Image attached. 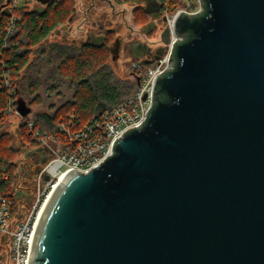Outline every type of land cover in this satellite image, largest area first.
I'll use <instances>...</instances> for the list:
<instances>
[{
    "label": "water",
    "instance_id": "1",
    "mask_svg": "<svg viewBox=\"0 0 264 264\" xmlns=\"http://www.w3.org/2000/svg\"><path fill=\"white\" fill-rule=\"evenodd\" d=\"M201 6L176 16L143 125L54 189L28 264H264V0Z\"/></svg>",
    "mask_w": 264,
    "mask_h": 264
},
{
    "label": "trees",
    "instance_id": "2",
    "mask_svg": "<svg viewBox=\"0 0 264 264\" xmlns=\"http://www.w3.org/2000/svg\"><path fill=\"white\" fill-rule=\"evenodd\" d=\"M117 3L134 4L133 19L135 24L145 23L146 14L142 8L144 0H116ZM163 10L173 14L184 4L181 0L163 2ZM14 26L11 27L10 16L0 15V132L11 118L8 113L9 90L4 80L10 81L13 90V102L24 99L25 94L33 96L30 108L42 104L41 92L50 98L52 95L63 96V89L72 90V98L63 104L51 107L49 113H31L19 124L18 137L25 148H39L32 138L25 121L34 123V131L42 137H53L64 146H69L65 126L70 133L77 132L85 125L96 122L106 111L112 110L131 98L137 84H128L118 79L109 68L110 51L107 43L101 49L81 46H55L42 49L36 61L31 62L35 49L42 46L48 37L60 26L72 24L77 20L74 0H55L43 11H33L28 5L13 10ZM10 136L0 133V197L14 201L13 213L23 212L28 205L21 206L15 200L16 185L24 174L32 187L31 197L35 191L36 172L28 170L20 176L16 157L19 151L10 145ZM40 168V167H39ZM8 179L3 178V174ZM23 194V192H20ZM0 245V256L4 255Z\"/></svg>",
    "mask_w": 264,
    "mask_h": 264
},
{
    "label": "built area",
    "instance_id": "3",
    "mask_svg": "<svg viewBox=\"0 0 264 264\" xmlns=\"http://www.w3.org/2000/svg\"><path fill=\"white\" fill-rule=\"evenodd\" d=\"M157 1L161 4L162 15L169 31V39L163 53L151 64L147 65L139 60L131 63L132 76L137 84V90L131 98L114 109L106 111L96 122L85 125L73 134L65 126H62V132L66 135L69 146H64L53 137L40 136L38 132L34 131V123L31 120L25 121L32 138L40 147L49 152V158L41 166L40 171L36 172L35 191L25 211L14 214L13 199L0 197V245L12 264H28L31 242L39 217L49 197L63 177L71 170L87 173L100 165L113 154L112 147L116 140L120 139L130 129L141 127L147 119L152 106L154 81L168 68L170 55L175 42L178 40L173 29L176 16L182 12L194 15L202 11L201 0L188 1L173 14H168L163 10L162 4L167 0ZM181 1L184 4L186 0ZM31 2L35 1L9 0L6 8L0 9V15L5 9L9 11L8 16H10L11 22L9 32L13 31L15 22L13 10H18L24 5H28L30 8ZM3 3H6V0ZM4 85L8 88L10 96L8 113L19 117L21 123L26 117H21L17 110V101L13 102V90L10 81L5 79ZM56 147H60V149L56 150ZM46 176H49V180L45 179ZM3 178L7 180L8 176L4 173ZM14 191L15 200L23 206L24 203L20 201L18 191L16 189Z\"/></svg>",
    "mask_w": 264,
    "mask_h": 264
},
{
    "label": "flooded vegetation",
    "instance_id": "4",
    "mask_svg": "<svg viewBox=\"0 0 264 264\" xmlns=\"http://www.w3.org/2000/svg\"><path fill=\"white\" fill-rule=\"evenodd\" d=\"M74 1L76 3V13L78 20L77 1ZM82 1H84V3L82 2L83 9L81 10L80 6L78 8L80 9L82 16H87L85 17L84 24L86 25V27H89V29H83L82 31H80V34H86L84 39L81 42L77 40L68 41V37L64 34L62 35V38L65 40L63 41V43H59V46L76 47V43H81L80 47L89 46L101 49L106 46L107 43H110L108 48L112 61H118L122 57L128 60H139L145 63L148 61L156 60L163 53L168 37L165 18L162 15V8L156 17H154L153 15H148L145 12V8L147 7V0H144L142 8L146 14L147 20L145 23L137 25L134 23L133 19V10L136 8V6L134 4H131L134 5V9L130 13L134 29H130L129 34L123 36L118 32L117 27H110L106 22L104 27L100 24V21L109 17V14L114 12L116 5L127 3L120 4L117 3L116 0ZM155 1L161 6V4L157 0ZM92 15L95 17H93ZM77 20L72 24H65L60 26L54 33L58 35L61 28L70 27L71 31H73V26L75 25ZM81 27L82 24L78 28ZM77 31L76 29L74 30V32ZM99 37H103V40H100ZM111 49L115 51L114 55H112ZM31 149H28L25 158L29 162L32 161V163H26L24 165H29V167H27L25 171H33L35 168L41 167L45 157L43 154H38V152H36L35 154H31ZM20 167L21 171H24V167ZM25 176L26 175L24 174L16 185L18 197L20 201H22V203L29 202L32 193L31 184L29 182H26L27 178H25ZM20 192H23V194H20Z\"/></svg>",
    "mask_w": 264,
    "mask_h": 264
},
{
    "label": "rangeland",
    "instance_id": "5",
    "mask_svg": "<svg viewBox=\"0 0 264 264\" xmlns=\"http://www.w3.org/2000/svg\"><path fill=\"white\" fill-rule=\"evenodd\" d=\"M188 1L193 2V0H186V1H184V5ZM40 7H44V6H41L37 2H31V4H30V9L33 11L40 8ZM82 7L83 6L81 4L80 5L81 10L83 9ZM133 9H134V5H131V4L116 5L114 12L109 14V17H107L105 19V22L107 24H109L110 27H117L118 32L121 33L123 36H125V35L129 34V30L134 27L132 24V18L130 16V13ZM137 25H139V24H137ZM85 35H86L85 33L80 34L75 39H78L77 41L81 42L84 39ZM64 40L65 39H63L62 37L57 36L55 33H52L42 46H40L38 49L37 48L35 49L34 54L31 57V62L36 61V63H38L39 60H37V59H38L39 53H40V51H42V49L48 50L52 47L59 45V43H63ZM80 44L81 43H76L75 44L76 48H79ZM133 61H135V60H128V59H125L122 57L118 61H112L111 56H110L108 65H109V68L112 70V72L114 73V75L118 79H120V80H122L128 84H133L135 81L133 79L131 68H130L131 63ZM63 94H64L63 96L52 95L50 98H48L46 96V94L44 93V91L41 92L40 95L42 96V104L41 105L37 104V105H34L33 107L31 106V108H32L31 115L34 116L36 113H49L51 111V107L59 106V105L63 104L65 101L71 99L73 91L67 90L65 87L63 89ZM32 99H33V96L25 94V97L23 100H25L27 106L30 107L29 102ZM20 121L21 120L19 117L12 116L9 119V121L6 123V125L4 126L2 132L7 133L8 136H10V139H11L10 145L12 146V148H14V150H16V151L21 152L16 157L17 165H18V167L23 166L24 167L23 170H26V168L29 167V165L28 166L27 165L24 166V165L26 163H32V161L29 162L28 160H26L25 155H26V152L28 151V148H25V146L22 145V143L18 137V135H19L18 134V127H19ZM2 132H0V133H2ZM35 149H37V148H33L31 150L33 151ZM55 149L59 150L60 147H56ZM46 152H47L48 157H49V152L47 150H46ZM38 154H42V153H38ZM20 168L18 170L19 175L21 173L23 174V172H24V171H21ZM40 168L37 167L34 169V171L37 172V170ZM20 179L21 178H19V180ZM24 204L29 206L30 202H24ZM1 257H2V259H0V264H12L10 262L8 255H6V253L4 255H1L0 258Z\"/></svg>",
    "mask_w": 264,
    "mask_h": 264
},
{
    "label": "crops",
    "instance_id": "6",
    "mask_svg": "<svg viewBox=\"0 0 264 264\" xmlns=\"http://www.w3.org/2000/svg\"><path fill=\"white\" fill-rule=\"evenodd\" d=\"M77 1V11H78V20H77V22L75 23V25L73 26V29L75 30L76 29V31H77V29H78V31L77 32H74V30L73 31H71V27L70 28H61V30H60V33L57 35V36H60V37H62V35H66L67 37H68V41H70V40H78V39H75V38H77L78 37V35H80V31H82L83 29H89V27L87 26L86 27V25L84 24V21H85V17H87V16H82V14H81V11H80V9L78 8L81 4H83L84 3V1H80V0H76ZM83 2V3H82ZM42 6V5H41ZM47 6H44V7H40V8H38V9H36V10H34V11H43V10H45V8H46ZM93 16V15H92ZM93 17H95V16H93ZM82 24V27L81 28H78V27H80V25ZM100 24L102 25V26H104L105 27V19L104 20H101L100 21ZM66 30V31H65ZM95 32V31H94ZM79 33V34H78ZM71 36V37H70Z\"/></svg>",
    "mask_w": 264,
    "mask_h": 264
}]
</instances>
